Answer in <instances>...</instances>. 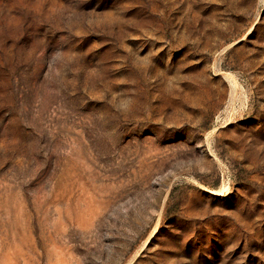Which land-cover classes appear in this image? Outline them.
I'll return each instance as SVG.
<instances>
[{"label":"rangeland","instance_id":"obj_1","mask_svg":"<svg viewBox=\"0 0 264 264\" xmlns=\"http://www.w3.org/2000/svg\"><path fill=\"white\" fill-rule=\"evenodd\" d=\"M0 264H264V0H0Z\"/></svg>","mask_w":264,"mask_h":264}]
</instances>
